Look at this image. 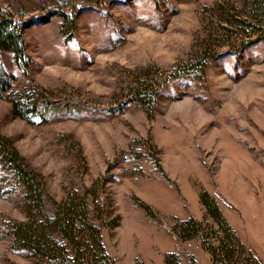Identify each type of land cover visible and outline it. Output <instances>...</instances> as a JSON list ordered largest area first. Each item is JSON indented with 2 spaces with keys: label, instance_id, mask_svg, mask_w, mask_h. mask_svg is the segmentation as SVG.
I'll return each mask as SVG.
<instances>
[{
  "label": "rangeland",
  "instance_id": "obj_1",
  "mask_svg": "<svg viewBox=\"0 0 264 264\" xmlns=\"http://www.w3.org/2000/svg\"><path fill=\"white\" fill-rule=\"evenodd\" d=\"M226 1L0 0L18 21L78 13L72 38L58 16L24 32V69L3 54L17 87L42 93L44 119L16 118L3 100L0 133L56 204L94 188L116 264H164L170 253L183 264H214L200 239L180 242L172 231L179 221L206 220L203 192L245 245L244 258L264 264V40L211 61L204 74L165 83L200 66L206 10ZM146 85L152 102H128ZM3 193L0 264H31L9 250L8 227L26 220L22 194Z\"/></svg>",
  "mask_w": 264,
  "mask_h": 264
},
{
  "label": "trees",
  "instance_id": "obj_2",
  "mask_svg": "<svg viewBox=\"0 0 264 264\" xmlns=\"http://www.w3.org/2000/svg\"><path fill=\"white\" fill-rule=\"evenodd\" d=\"M206 15L209 16L210 28L200 66L179 69L168 75L165 83L178 77L204 74L211 61L228 54H239L264 40V0H241L239 4L231 0L220 2L208 8ZM53 16L61 18L64 33L72 38L77 28L78 13L50 11L43 17L18 21L0 5V101H9L12 115L29 122L44 119L38 104L43 100L42 93L36 88H18L15 78L4 68L3 54H11L24 69L29 59L24 32L36 23L48 22ZM224 47L229 49L222 51ZM147 85L138 89L128 102L143 106L152 102L154 93L147 89ZM0 168V192L3 190V194L8 195L19 189L24 200L26 220L8 227L11 252L25 256L31 264H116L103 243L102 213L94 201V188L86 189L80 195L68 196L56 204L49 197L42 176L29 166L14 141L1 133ZM6 185L7 189H4ZM200 201L206 210V220L189 219L175 223L172 231L178 241L200 239L214 264H262L254 256L244 258L246 247L217 201L207 192L200 194ZM209 220L215 225V230L210 227ZM192 261L196 264L194 259ZM164 264H183V260L179 254L170 253L165 256Z\"/></svg>",
  "mask_w": 264,
  "mask_h": 264
}]
</instances>
